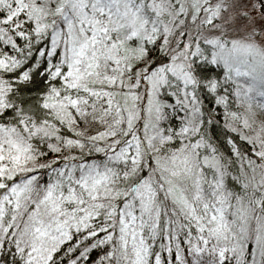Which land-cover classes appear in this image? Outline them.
Returning a JSON list of instances; mask_svg holds the SVG:
<instances>
[{
  "label": "snow or ice",
  "instance_id": "6c2138e0",
  "mask_svg": "<svg viewBox=\"0 0 264 264\" xmlns=\"http://www.w3.org/2000/svg\"><path fill=\"white\" fill-rule=\"evenodd\" d=\"M0 264H264V0H0Z\"/></svg>",
  "mask_w": 264,
  "mask_h": 264
}]
</instances>
